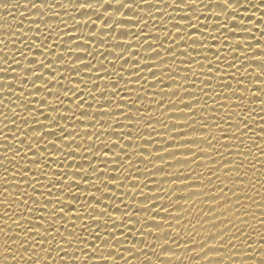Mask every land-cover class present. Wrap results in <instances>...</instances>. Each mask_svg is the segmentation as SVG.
<instances>
[{
    "label": "bare ground",
    "instance_id": "1",
    "mask_svg": "<svg viewBox=\"0 0 264 264\" xmlns=\"http://www.w3.org/2000/svg\"><path fill=\"white\" fill-rule=\"evenodd\" d=\"M182 2L0 0V264H264V0Z\"/></svg>",
    "mask_w": 264,
    "mask_h": 264
},
{
    "label": "snow or ice",
    "instance_id": "2",
    "mask_svg": "<svg viewBox=\"0 0 264 264\" xmlns=\"http://www.w3.org/2000/svg\"><path fill=\"white\" fill-rule=\"evenodd\" d=\"M173 2L175 3L176 0H173ZM185 2H186V0H185ZM185 2H182V3H185ZM46 58H47V57H46ZM119 58H120V57H119ZM29 64H30V65H35V64H36V61L33 60V62H32V63H29ZM44 66H45L44 63L41 62V64H40L39 67L42 68V67H44ZM84 67L88 68V67H90V66H89V64H85ZM260 67H261V70L264 71V64H260ZM27 69H31V70H32V71L28 74V75H32V74H35L36 72H38L37 69H39V68L29 67V68H27ZM54 71H55V70L51 71V73H54ZM50 75H51V74H50ZM36 77L39 78V77H41V76L37 75ZM44 83H45V87L47 88V81H45ZM33 86H35V83H33ZM37 90L39 91L38 88H37ZM65 91H72V92H75L76 90H75V89H66ZM57 98L59 99L58 96H57ZM84 102H85V101H84ZM79 106H80L79 104L76 105L77 109L79 108ZM52 111H56V107H55V106L52 107ZM80 115H87V114H86V112H81ZM61 117H63V116H61ZM63 118L67 119L66 117H63ZM47 119H48V117H47ZM55 123H56V121L54 120V121H53V124H55ZM34 131L39 132L40 130H34ZM60 131H61V138H63V134L65 133V129L61 128ZM47 134H48V135H45V133H44V135L38 136V137H36V138H37V139H40V140L42 141V140H44L45 136H55V135H56L55 132H48ZM90 135H91V134H90ZM36 144H37V143H36ZM37 145H39V144H37ZM52 146L55 147V144H53ZM0 147H2V146H0ZM27 149H28V151H31V150H32V145H31V144H28V145H27ZM14 151H15V149H14ZM72 154H74V153H68V155H72ZM16 156H19V153H17L15 156H13V158H15ZM34 156H36V159L33 160L32 162H34L35 164H39V163H40V157L37 156L36 153L34 154ZM25 157L27 158V156H25ZM37 161H39V162H37ZM89 166L91 167V165H89ZM92 170H93V172L97 171V169H95V168H93ZM25 172H26V171H25ZM76 174H77V173H73V175H76ZM41 175H43V173H41ZM57 176H59V175H57ZM34 177H35V176H34ZM113 179H115V178H113ZM37 182H39V181L37 180ZM57 182H59V181H57ZM50 183H51V182H50ZM68 187L71 188L70 185H68ZM33 189H35V187H33ZM5 191H7V189H5ZM97 191H99V188H97ZM33 192H35V191H33ZM48 193H51V191L49 190ZM24 195H27V196L31 197V196L27 193L26 190H24V191L22 192V196H24ZM49 196H50V195H49ZM16 199H17V200H21V196H18ZM73 199H75V197H73ZM94 199H95V197H94ZM76 200H77V199H76ZM97 201H99V203H100V200H97ZM24 203L27 204V201L25 200ZM48 203L50 204V203H52V201H48ZM56 203H59L60 205H63V201H60V200L56 201ZM43 207H44V206L40 205V203L37 204V208L43 209ZM63 207H64V205L61 207V209H57L55 212H49V216H56V213L59 212V211H61V210L63 209ZM35 209H36V208H35ZM35 209H31L30 211H33V212H34ZM68 209H69V211H71V210H70V209H71V206H68ZM97 215H105V213H104V212H101V213H99V214H97ZM122 215H127V213H122ZM39 216H41V219H40V220H37V221H34V223H38V224H40L41 226H43L44 228H46V229H47V227L49 226V224H52V225L54 224V221H46V225H47V226L42 225V224L40 223V221H41V220H44V218H43L42 215H39ZM57 218L59 219V218H62V217L57 216ZM75 219H80V217L77 216V217H75ZM89 219H95V217H94V216H89ZM107 224H108V221H105V227L107 226ZM63 226H64L65 229H67V227H66V226H67V220H65V224H64ZM112 226H113V227H117L115 221H112ZM25 227H27V225H25ZM88 227H89V226H87V225H82V230H83L84 228H88ZM32 229H36L37 231H35V233H37V234H39V235H41V236H44V235H42V234L39 233V231H38V230L40 229L39 227L31 228V229H29V231L33 232ZM98 229H100V226H99V225H97V231H96L95 233H92V232L90 231V234L94 235V239H95V240L102 241L103 243H104V242H107V243H104V245H105V246H108V247H109V250H110V241H112V240H119V238H118L116 235H114L113 233L108 232V231H105V234L102 236V235L100 234V230H98ZM67 232H68V235H67V236H64L63 233L60 232V228H58V227H57V228H54V227H53L52 232H50V233L44 232V233H47L48 235H52V236H55L56 233H59V235H60L61 237H63V240H62L63 245H72L73 240L70 239V238H74L75 241H76V243H77V244H80V242H81V234H80V233H77V232L75 231V223H73V227H72L71 230H68V229H67ZM221 239H222V237H221ZM84 242L86 243V240H85ZM213 246H214V245H213ZM56 247H57V248H61V249H63L66 253H68L67 249H66L65 247H63L61 243L58 242L57 245H56ZM260 247L264 248V244L260 245ZM67 248H71V247H67ZM98 249H100V247H99L98 245H95V247H93V252H96ZM57 254L59 255V252H57ZM107 257H113V258H115V256H101V258H102L104 261H107Z\"/></svg>",
    "mask_w": 264,
    "mask_h": 264
}]
</instances>
